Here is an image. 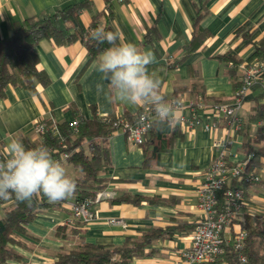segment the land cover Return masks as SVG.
<instances>
[{"label":"crops","instance_id":"1","mask_svg":"<svg viewBox=\"0 0 264 264\" xmlns=\"http://www.w3.org/2000/svg\"><path fill=\"white\" fill-rule=\"evenodd\" d=\"M84 1L0 0V41L13 34L18 21L45 17ZM88 2L89 6L81 13L83 25L91 26L94 15L99 14L100 25L110 27L113 32L118 30L119 43L131 42L141 50L151 51L154 59L148 68L160 79L167 99L231 102L236 87L229 76V67L220 57L231 56L245 63L254 58L257 45L264 42V0H125L123 3L112 0L110 17L105 14L106 0ZM200 11L207 12L201 24L210 37L202 48L187 57L193 22ZM36 53L38 69L46 73L50 83L38 84L35 93L24 87L9 86L6 95L0 98V155L7 156L10 137L20 138L26 147L41 143L35 131L38 121L70 124L77 117L133 121L145 110L110 97L108 82L97 70L98 56L90 59L83 42L60 45L46 39L36 46ZM238 74L241 76L240 71ZM257 106H264V93L259 88L248 95L241 110L246 124ZM262 124L260 121L250 126L252 139H256ZM178 125L181 130L169 135V143L164 144L156 161L148 165L144 148L132 143L124 131L116 130L109 139L111 168L105 190L113 195L111 199L127 194L155 198L158 202L136 206L113 204L109 199L97 203L95 220L79 226L77 234H71L65 242L59 240L56 230L74 221L71 211L63 206L48 209L29 226L30 236L25 239L28 247L18 249L23 259L15 264H55L59 253L74 248L82 240L119 247L152 229L167 233L148 245L145 255L130 264L178 263L181 253L190 248L193 229L202 216L197 207L199 189L208 168L224 152L227 161L238 164L249 150L246 130L234 135L225 146L230 136L223 123L212 131L201 127L188 131ZM67 168L74 178L78 176L71 165ZM251 169L261 180L248 185L246 207L239 221L247 216L264 219V158L256 157ZM116 218L123 219L127 227L109 223ZM238 222L225 234L228 241L240 230Z\"/></svg>","mask_w":264,"mask_h":264},{"label":"trees","instance_id":"2","mask_svg":"<svg viewBox=\"0 0 264 264\" xmlns=\"http://www.w3.org/2000/svg\"><path fill=\"white\" fill-rule=\"evenodd\" d=\"M106 1L108 7L105 14L110 17L112 15V0ZM88 6L89 2L85 0L83 3L70 5L45 17H29L15 23L13 34L0 41V98L6 95L9 86L24 87L35 93L38 84L47 86L50 83L46 73L38 69L39 57L36 53V46L43 40L53 39L60 45H68L79 40L86 46L90 59L96 58L110 46L107 43L99 44L89 37L90 31L100 26V21L99 14H95L91 26L87 28L83 25L81 13ZM206 14L207 12L200 11L193 22L192 39L186 48L187 57L202 48L210 37V32L201 24ZM105 29L112 31L108 26ZM248 36L249 34H246V37ZM256 59L264 60V42L257 45L254 58L247 62L250 63ZM220 60L229 67V76L236 87L235 94L241 86L238 71L243 62L226 55L221 56ZM259 89L264 93V89ZM109 118L110 121L105 122L103 118L85 120L77 117L79 121L77 128L72 127L71 123L58 124L49 120L42 121L46 125V131L41 136L43 139L41 143L53 150L54 158L62 154H69L66 165H71L78 172V176L75 178L76 191L71 197L75 201L95 199L96 194L105 190L109 183L106 177L111 168L108 144L110 136L117 130L112 125V120L116 118ZM260 121L264 122V106L255 108V114L247 124L243 119L242 129L237 134L244 133L246 130V136L249 137L248 154L254 153L256 157L264 158V124L258 127L256 139L250 137V126ZM176 129H180L178 124L158 125L153 123L140 146L144 148L146 165L156 161L164 144L169 143L170 140H167L170 138L169 135L173 134ZM55 131H58L57 136L54 134ZM152 139L154 140L153 144ZM37 144L40 142L31 146L29 144V147H34ZM257 145L259 147H256ZM249 168L251 169L252 165ZM238 184H242L245 189L249 185L238 183L236 180L231 183L232 186ZM224 192L225 190L219 196V206H223ZM67 200L50 203L46 197L41 195L34 197L31 201L21 202L16 199L14 193H10L7 198L1 197L0 264L21 262L23 255L18 249L28 247L25 239L30 236L29 226L36 221L40 214L53 207L63 206ZM111 201L113 204L131 203L139 206L142 202H158V199L126 194L111 199ZM243 215L244 213L242 217ZM239 220H236L235 224ZM238 223L240 230L246 233L242 252L247 258L248 264H264V219L247 216L244 221L241 219ZM85 225L81 220L74 219L70 224L58 226L56 236L59 240L68 241L71 234H77L79 226ZM164 233L167 232L161 229H152L141 238L127 240L124 245L119 247L97 245L82 240L74 248L59 253L55 264H130L134 259L144 256L148 245L161 238ZM239 256L240 252L236 250L235 245L227 244L223 246V254L218 263L240 264Z\"/></svg>","mask_w":264,"mask_h":264},{"label":"built area","instance_id":"3","mask_svg":"<svg viewBox=\"0 0 264 264\" xmlns=\"http://www.w3.org/2000/svg\"><path fill=\"white\" fill-rule=\"evenodd\" d=\"M123 3L125 0H118ZM241 73V86L236 91L231 102L207 103L204 101L184 102L180 101V107L173 123L181 124L188 131H194L201 127L206 131H212L221 123L229 129V136L226 142L230 144L232 137L236 135L243 126L241 110L244 107L248 95L257 88L264 89V60L256 59L253 62L242 63L239 67ZM145 109L142 113L147 112ZM109 117L103 121H110ZM153 121L148 118L142 119V115L133 121L118 118L112 120V125L117 130L124 131L132 143L141 146L145 135L152 128ZM71 126L77 128L79 121L74 120ZM35 131L41 137L46 131V125L42 121L35 123ZM58 135V131L54 133ZM43 141L42 138H40ZM1 156L0 158H5ZM69 159V154H62L56 159ZM256 158L250 153L238 163L232 164L226 160L225 152L216 159L208 168L205 181L199 189L198 210L202 216L197 221L191 236V246L181 253L180 261L173 264H219V258L223 254V246L229 241L233 242L237 251L240 252V264H248L247 258L243 255L246 233L238 230L234 232L232 239L228 241L226 233H230L236 220H239L246 207V189L242 184L232 186V181L244 184L259 183L261 178L249 167ZM227 187V189H225ZM223 193V206H219V196ZM113 195L102 190L96 194L95 199L82 202L67 201L63 207L71 211L74 219L90 224L96 218L94 206L102 201L109 200ZM1 199V197H0ZM111 225L127 227L123 219L116 218L109 221Z\"/></svg>","mask_w":264,"mask_h":264},{"label":"clouds","instance_id":"4","mask_svg":"<svg viewBox=\"0 0 264 264\" xmlns=\"http://www.w3.org/2000/svg\"><path fill=\"white\" fill-rule=\"evenodd\" d=\"M118 36V30L106 31L104 25L89 33L97 43L110 45L96 60L97 70L108 82L110 97L147 109L141 114L142 119L171 125L176 120L180 101L167 99L160 79L149 71L153 53L131 42L119 43ZM7 152L5 158H0V197L7 198L14 193L23 202L42 195L50 203L73 197L77 185L68 172L66 158H54L53 150L43 143L26 147L18 137L9 138Z\"/></svg>","mask_w":264,"mask_h":264},{"label":"rangeland","instance_id":"5","mask_svg":"<svg viewBox=\"0 0 264 264\" xmlns=\"http://www.w3.org/2000/svg\"><path fill=\"white\" fill-rule=\"evenodd\" d=\"M67 166V165H66ZM70 174V173H69ZM71 175V174H70ZM74 178V175H71ZM75 179V178H74ZM0 212H1V208H0Z\"/></svg>","mask_w":264,"mask_h":264}]
</instances>
